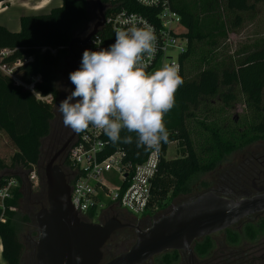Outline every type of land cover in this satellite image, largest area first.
I'll use <instances>...</instances> for the list:
<instances>
[{
  "label": "trees",
  "instance_id": "trees-1",
  "mask_svg": "<svg viewBox=\"0 0 264 264\" xmlns=\"http://www.w3.org/2000/svg\"><path fill=\"white\" fill-rule=\"evenodd\" d=\"M3 1L0 0V3ZM192 1L194 2L170 0L172 8L181 16V23L186 30L183 36L187 39V48L185 53L178 58V74L183 84L174 94V107L164 115L169 139L167 143L159 146L158 170L151 184V205L158 208H162L168 198L187 194L189 192L188 182L195 175L209 172L215 166V162L201 165L194 151L186 127V122L193 116V112L204 101L214 97L225 104H230L236 97V87H239L242 93L255 102L261 86L258 78L252 76L251 80L246 82L237 70L263 60L264 47L242 55L236 66L228 63L219 69L206 68L192 80L184 78L183 63L189 57L194 40L210 38L211 44L216 45L215 40L226 37V24L219 18L216 0ZM101 2L105 4L106 0H101ZM88 4L89 0H61L59 7L46 14L20 18L18 33H12L0 26V49L6 48L14 51L7 62L24 58L32 59L19 68L21 81L31 84L32 77H40L39 81L32 83V91H29L0 73V132L6 135L14 147L12 165L26 171L36 168L39 179L41 175L39 161L43 143L50 139L51 133H55L51 129L55 118L53 102L61 100L53 85L54 70L62 60L69 56L68 45L74 39L75 34L85 30L93 19L88 14ZM94 4L96 5V2ZM228 8H234L232 0H228ZM137 11L142 10L137 9ZM34 94H40L41 97L50 96L52 101L38 100ZM69 131L68 135L72 130ZM211 134L216 138L215 143L219 156L230 154L233 150L232 143L219 141L218 134L212 130ZM129 135L133 140L130 144H113L105 136V140L109 142L105 155L120 150L124 152L126 161L132 164L143 162L150 153V149H145L143 146L137 148L136 134L122 130V137ZM63 142L61 141L59 147ZM171 143L179 146L181 156L174 160H166L165 154ZM52 155L50 153V157ZM65 166L68 168L67 159ZM38 186L42 188L44 200L43 183L40 181ZM20 198L21 193L15 191L10 203L16 210L8 214L6 223H0L1 257L6 264H19L22 257L23 246L18 238V229L19 223H27L28 218L24 215L17 218Z\"/></svg>",
  "mask_w": 264,
  "mask_h": 264
},
{
  "label": "built area",
  "instance_id": "built-area-1",
  "mask_svg": "<svg viewBox=\"0 0 264 264\" xmlns=\"http://www.w3.org/2000/svg\"><path fill=\"white\" fill-rule=\"evenodd\" d=\"M103 15V26L88 40L85 50L98 51L100 47L107 48L114 42L116 29L130 26L131 17L132 23L138 27H150L156 36V52L143 59V70L150 73L156 65H160L161 69L166 62L167 66L175 67L179 73L178 58L186 51L187 39L181 31L184 29L181 16L172 8L170 0H106L103 4ZM169 51L176 53L177 63L168 56ZM13 52L11 49H0V73L18 86L26 88L21 81L19 68L32 59L7 62ZM51 52L54 53L53 50ZM39 79L40 77H32L31 84H26L27 89L32 91V83ZM34 95L38 100L52 101L50 96ZM108 144L102 130L89 126L76 135L68 150L70 202L84 222L97 220L115 205L135 216L158 208L151 205V184L158 170L159 150L150 149L143 162L132 164L125 160V154L120 150L105 155ZM26 177L32 187L39 185L40 180L35 168L27 171ZM15 191L20 192L17 177L0 175L1 224L6 223L8 214L16 210L10 203Z\"/></svg>",
  "mask_w": 264,
  "mask_h": 264
},
{
  "label": "rangeland",
  "instance_id": "rangeland-1",
  "mask_svg": "<svg viewBox=\"0 0 264 264\" xmlns=\"http://www.w3.org/2000/svg\"><path fill=\"white\" fill-rule=\"evenodd\" d=\"M187 1L190 3L194 2L192 0ZM232 1L234 8L230 9L228 8V0H216L219 18L226 24V37L225 39L218 38L215 40L216 45L211 44L210 38L192 42L189 57L183 63L182 74L185 79H194L200 71L206 68L219 69L228 63L236 66L242 55L264 47V2L262 0ZM94 3V0H89L88 14L91 18L98 16V9ZM181 31L184 34L186 33L185 29ZM73 51L78 54L76 48H73ZM168 56H171L173 62L177 63L175 52L169 51ZM71 58V56H67L54 70L53 85L57 89L61 100L70 94L68 74L70 64H72ZM163 65H168V63L165 62ZM159 67L160 65H156L150 73L155 72ZM237 71L246 82L250 81L252 76L258 78L261 86L257 93V100L253 102L240 91L239 87H236V97L230 104H225L217 97H214L204 101L193 112V116L186 122V127L194 151L201 165L215 162V166L209 172L195 175L188 182L189 192L168 198L163 207L159 208L160 211L165 212L166 209L179 205L189 196L200 193L212 173L228 167L229 164H234L238 160L237 156L243 153L247 146L264 139V59L247 67L238 68ZM22 83L26 87L24 89L29 90L23 81ZM61 100L53 102L55 118L52 121L51 129L55 133L63 125L62 116L56 107ZM211 130L218 134L219 141L232 143L233 150L230 154L219 156L216 149V138L211 134ZM48 141L46 140L42 146V155L39 161V172L41 174L43 167L51 158ZM14 153L13 145L6 135L0 132V175L21 176V174H26V170L12 165ZM180 156L181 149L179 146L176 143L169 144L165 159L174 160ZM61 168L68 178L69 169ZM24 183L22 191L25 192L27 183L25 181ZM32 191L33 194L39 193L40 187H32ZM23 214V208H18L17 218L19 219ZM19 224L18 238L23 246L22 257L26 260L28 251L24 246V237L27 236L29 227L24 222Z\"/></svg>",
  "mask_w": 264,
  "mask_h": 264
},
{
  "label": "clouds",
  "instance_id": "clouds-1",
  "mask_svg": "<svg viewBox=\"0 0 264 264\" xmlns=\"http://www.w3.org/2000/svg\"><path fill=\"white\" fill-rule=\"evenodd\" d=\"M132 20L129 27L116 29L107 48L83 51L79 67L68 74L74 89L56 107L74 133L92 126L113 144L132 143V136H121L123 130L136 134L137 148L159 150L169 139L164 115L174 107L183 80L172 66L150 74L143 70V59L156 52V36ZM74 259L80 264V256Z\"/></svg>",
  "mask_w": 264,
  "mask_h": 264
},
{
  "label": "flooded vegetation",
  "instance_id": "flooded-vegetation-1",
  "mask_svg": "<svg viewBox=\"0 0 264 264\" xmlns=\"http://www.w3.org/2000/svg\"><path fill=\"white\" fill-rule=\"evenodd\" d=\"M99 19V15L95 16L85 30L74 36L77 42L73 48L78 50L77 55L80 58L87 45V43L83 44L89 34L87 32L93 29ZM71 61L69 73L79 67L75 58L72 57ZM68 88L70 89L69 81ZM69 130L63 126L56 133H51L48 141L49 154L54 155L62 148L72 133L68 135ZM61 141L64 142L59 147ZM69 147L56 160V163L63 168H66L65 161ZM237 159L234 164H229L228 167L212 173L205 182L204 189L198 194L189 196L183 202L204 193H212L233 201L264 195V139L247 146ZM16 177L21 193L18 208H23V215L28 218L25 224L29 227L27 236L24 237V246L28 254L26 260L21 257L19 264H37L35 243L39 229L36 214L42 208H46V201L43 200L41 188L39 193L33 194L26 174ZM24 181L27 183L25 192L22 191ZM171 208L166 209L165 212L160 211L159 208L154 211L147 210L145 214L135 216L115 205L97 220L86 222L113 229L101 247L100 264H105L117 255L127 252L134 245L138 232L149 229L157 218L167 214ZM143 264H264V212L253 214L221 231L195 239L189 250H167Z\"/></svg>",
  "mask_w": 264,
  "mask_h": 264
},
{
  "label": "water",
  "instance_id": "water-1",
  "mask_svg": "<svg viewBox=\"0 0 264 264\" xmlns=\"http://www.w3.org/2000/svg\"><path fill=\"white\" fill-rule=\"evenodd\" d=\"M100 21L86 36L83 44L103 26V4L95 0ZM76 39L68 45V53L80 63L73 51ZM71 90L74 86L69 82ZM77 133L72 131L62 148L43 167L46 208L36 214L39 233L35 243L37 264H100L101 247L109 238L112 228L101 227L81 220L70 202V182L57 158L70 146ZM264 212V195L237 201L204 193L180 203L157 218L152 226L138 232L134 245L105 264H143L167 250H189L191 243L200 237L221 231L240 220Z\"/></svg>",
  "mask_w": 264,
  "mask_h": 264
},
{
  "label": "crops",
  "instance_id": "crops-1",
  "mask_svg": "<svg viewBox=\"0 0 264 264\" xmlns=\"http://www.w3.org/2000/svg\"><path fill=\"white\" fill-rule=\"evenodd\" d=\"M61 5V0H4L0 3V26L12 33L20 31V18L46 14ZM1 244V242H0ZM0 264H6L1 257Z\"/></svg>",
  "mask_w": 264,
  "mask_h": 264
}]
</instances>
